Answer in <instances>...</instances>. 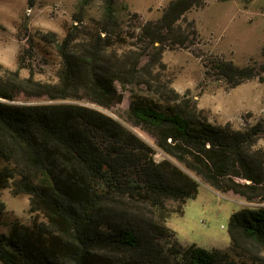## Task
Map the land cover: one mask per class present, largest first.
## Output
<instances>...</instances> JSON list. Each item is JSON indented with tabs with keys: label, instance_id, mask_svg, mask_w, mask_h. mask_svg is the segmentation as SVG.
I'll use <instances>...</instances> for the list:
<instances>
[{
	"label": "trees",
	"instance_id": "16d2710c",
	"mask_svg": "<svg viewBox=\"0 0 264 264\" xmlns=\"http://www.w3.org/2000/svg\"><path fill=\"white\" fill-rule=\"evenodd\" d=\"M100 1L95 28L36 38L58 58L54 81L0 77V192L27 196L30 216L4 223L0 201V264H247L250 246L264 248V154L255 148L264 125H213L155 73L164 43H183L179 22L203 0L170 1L139 28V52H119L117 0ZM217 70L231 87L263 80L264 69ZM115 83L146 88L131 93L126 118L155 148L99 110L122 101ZM16 91L48 103L15 104ZM200 184L249 204L229 218L227 250L182 246L167 226Z\"/></svg>",
	"mask_w": 264,
	"mask_h": 264
},
{
	"label": "rangeland",
	"instance_id": "374dc122",
	"mask_svg": "<svg viewBox=\"0 0 264 264\" xmlns=\"http://www.w3.org/2000/svg\"><path fill=\"white\" fill-rule=\"evenodd\" d=\"M170 1L173 0H117L116 19L123 45L119 52H139L143 44L139 28L158 20ZM79 2L0 0V77L6 70L18 71L20 77H32L35 81H54L58 58L52 46L37 42L36 38L52 32L62 39L71 27L95 28L103 15L101 1L96 0L84 9L79 8ZM77 16L81 23L75 25ZM179 26L184 41L164 43L161 66L155 70L160 81L180 99L189 101L213 125L228 123L235 130L257 122L264 125V72L262 81L256 77L231 87L217 70L220 63L264 69V0H203L201 7L186 13ZM30 40L33 44L28 48ZM115 88L122 101L114 103L110 110H99L155 148L153 139L128 124L126 118L131 93L146 94V88L122 87L119 83H115ZM14 103L45 104L48 100L16 91ZM255 148L264 154V135ZM160 158L159 153L155 155V160ZM0 201L5 205L4 223H30L27 196L14 194L12 188L4 189ZM246 205L249 204L240 197L217 193L200 184L196 198L186 202L181 214L171 213L167 226L182 246L224 251L230 245L229 218ZM248 251L247 264H264V248L250 246Z\"/></svg>",
	"mask_w": 264,
	"mask_h": 264
},
{
	"label": "crops",
	"instance_id": "0c3cea01",
	"mask_svg": "<svg viewBox=\"0 0 264 264\" xmlns=\"http://www.w3.org/2000/svg\"><path fill=\"white\" fill-rule=\"evenodd\" d=\"M207 187V186H206ZM208 188V187H207ZM210 189V188H209ZM226 194H231V193H226ZM233 195V194H232ZM235 196V195H234ZM237 197V196H236Z\"/></svg>",
	"mask_w": 264,
	"mask_h": 264
}]
</instances>
